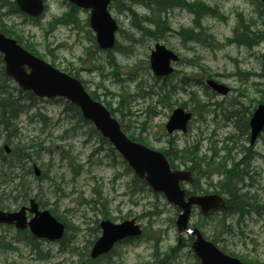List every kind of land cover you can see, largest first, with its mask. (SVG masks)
Segmentation results:
<instances>
[{
  "label": "rangeland",
  "instance_id": "rangeland-1",
  "mask_svg": "<svg viewBox=\"0 0 264 264\" xmlns=\"http://www.w3.org/2000/svg\"><path fill=\"white\" fill-rule=\"evenodd\" d=\"M120 1L118 5L124 9ZM186 1H200L216 9L215 16L199 21L208 36L201 39L209 45L181 38L182 30L195 27V17L180 8L163 16L170 31L151 35L135 28L137 21L128 11L111 6L119 26L117 48L111 52L97 48L88 11L78 10L70 22L56 21L70 11L67 0H45L46 11L39 19L28 18L0 1V27L14 28L23 44L35 47L42 60L78 76L88 92H94L98 101L113 109L129 136L143 139L156 151L174 145L178 149L191 147L207 159L205 163L200 160L195 169L197 190L228 196L222 186L225 169L243 162L237 168L241 174L238 184L233 186L243 198L240 201L247 203L246 212L214 213L203 218L194 210L190 226L228 254L250 264H264V133L250 147L242 130L243 121L264 97V39L247 45L241 42L249 36L242 33L246 28L235 29L239 23L249 25L247 33H264V9L259 17L260 8L253 0ZM54 3L60 5L58 12ZM131 8L139 17H152L141 4ZM233 31L236 41L231 40ZM156 43L179 56L175 73L166 80L155 79L149 69V55ZM209 78L229 87L231 93L222 98L206 90L202 82ZM159 88L168 93V103L158 94ZM25 97L20 104L29 109L20 113L11 134L0 131V147L6 143L11 147L9 143L19 141L34 146L31 164L34 161L45 176H30L28 198L49 210L68 231L59 243L37 241L28 246L15 229L0 226V264H74L88 254L100 236L97 226L104 214V219L114 223L135 219L145 231L141 239L115 249L111 259L114 264H163V260L165 264H197L185 241L180 249H174L179 238L172 223L175 210L161 196L154 197L133 181L124 161L90 124L82 121L78 112L63 100L34 99L29 104ZM178 106L191 111L194 117L185 134L168 135L165 124ZM224 148L230 154H225ZM247 151L252 156L249 160L245 157ZM173 160L178 168L185 167L180 165L179 157ZM15 183L2 184L0 193L2 189L8 192ZM27 199L9 210L26 204Z\"/></svg>",
  "mask_w": 264,
  "mask_h": 264
},
{
  "label": "water",
  "instance_id": "water-1",
  "mask_svg": "<svg viewBox=\"0 0 264 264\" xmlns=\"http://www.w3.org/2000/svg\"><path fill=\"white\" fill-rule=\"evenodd\" d=\"M71 4L91 9L90 26L96 33V41L100 49H111L114 46V34L117 30L115 21L107 12L111 0H68ZM264 2V0H261ZM20 11L32 17H39L44 10L42 0H15ZM0 54L4 64V75L12 79L17 86L30 92L36 98L55 99L63 98L77 106L81 116L91 122L95 130L106 139L127 162L136 178L144 181L154 192L162 193L166 200L182 211L176 220L179 232L192 234L195 240L191 245L194 256L200 264H244L220 251L212 242L206 241L200 233L192 228L188 229V218L191 207L197 205L203 215L213 210L227 209L225 201L217 195L190 196L184 200L186 191L181 190L182 182L193 181L190 171H171L165 156L132 142L121 131L118 122L97 101L93 100L85 91L82 84L75 78L60 72L44 61L36 58L24 50L16 40L5 37L0 33ZM177 61L173 52L164 46L156 45L150 55V68L157 77H164L172 72L170 63ZM207 85L220 95H227L229 90L223 85L207 81ZM190 114L182 109L175 110L166 130L172 133L176 130L185 131ZM249 126L251 129L250 141L253 143L264 127V106H259L253 113ZM9 153L8 147H4ZM34 173L38 177L39 169L34 166ZM28 207H21L15 212L0 211V224H14L18 230L27 226L36 238L58 240L63 236L64 226L58 223L48 211H39L36 202L31 199ZM26 211L33 214L27 223ZM102 236L96 241L91 250V258L95 259L108 252L112 246L126 237L139 236L141 231L134 220L123 222L120 225L109 221L100 223Z\"/></svg>",
  "mask_w": 264,
  "mask_h": 264
},
{
  "label": "trees",
  "instance_id": "trees-1",
  "mask_svg": "<svg viewBox=\"0 0 264 264\" xmlns=\"http://www.w3.org/2000/svg\"><path fill=\"white\" fill-rule=\"evenodd\" d=\"M2 2L8 3L9 7L13 10L16 9L15 4L9 0H0ZM121 3L120 0H115L116 4ZM125 0H122L124 3ZM128 2L138 3L143 5L145 8L150 10L151 16L142 17L144 21L151 23L155 29H148L145 26H142L141 18H136L135 13L130 10L126 9L124 5V10L128 11L131 16L133 17V21H137L135 23V28L139 29L140 31H144L148 34L155 35V34H163L169 30V27L165 22L161 20V14L167 12L168 10H172L175 8L180 9H187L191 14L194 15V23L195 27L199 29L198 32H194L193 29L189 30H182L180 32V36L183 40H191L201 44L209 45L208 42L202 41L206 40L208 36L206 32H202L199 21L205 16H215L216 9H212L211 7H207L206 4L202 2H194V3H186L184 0H128ZM185 4V5H184ZM70 7V11L67 12L62 19H57L56 21H65L70 22L72 19L75 18L76 9L72 6ZM129 8V5H127ZM189 7V8H188ZM119 9H123L120 8ZM159 27V28H158ZM240 27L249 28V25L242 26L239 23L237 24L235 29ZM246 29L242 32L244 35H249L246 37L241 38V42L246 43L249 45L253 42H258L260 39H264V33H247ZM1 32L9 35L13 34V29L10 27L2 26ZM156 37V36H154ZM202 37V39H201ZM235 32L233 33V40L236 41ZM252 40V41H250ZM27 49H33L32 47H26ZM34 51V50H33ZM35 52V51H34ZM264 68V63L262 65V70ZM264 76V73L262 74ZM158 94L162 95L166 101H169L168 93L165 89L159 88ZM24 94L17 89L9 79H6L2 76L1 72V60H0V131H5L7 134H11L13 129L15 128V122L18 119L20 113H23L24 110H28L29 107H26L24 104H20L24 98H22ZM125 96V95H124ZM26 101H29L31 104L34 101V98L26 93L25 97ZM262 103L264 104V97L262 98ZM31 102V103H30ZM70 109H73L77 112L73 106L67 104ZM8 121V123H7ZM242 127V126H241ZM247 129V122L244 121L242 130L245 131ZM141 143H144V140L139 139ZM34 146L32 144H27L26 141H19L13 144V148L11 149V155H4L2 149L0 148V186L2 184L10 185L12 182L15 183L14 186L8 191L4 192V189L1 190L0 193V209H9L12 205L17 204L18 202L26 201L29 196L30 189V175L31 170L29 167V163L32 162V154L34 151ZM165 155L168 159H177L178 157L181 159L182 164H190L191 169H193V164L195 163L196 159V152L191 147H184L182 150H178L177 146L174 145L170 150L166 151L163 150ZM34 162V161H33ZM223 168V167H222ZM224 170V168H223ZM44 175V174H43ZM45 176V175H44ZM239 176V171H235L232 176L230 177L234 183H237V178ZM6 181H9L5 183ZM241 197H237V201H235L236 209L240 214L246 212V208L248 207L245 201H240ZM247 205V206H246ZM106 217V215L104 214ZM34 245V244H33ZM166 260H163L162 263L165 264ZM74 264H94V261L89 259L88 255H85L83 258L79 259L78 262ZM168 264V263H167Z\"/></svg>",
  "mask_w": 264,
  "mask_h": 264
},
{
  "label": "clouds",
  "instance_id": "clouds-1",
  "mask_svg": "<svg viewBox=\"0 0 264 264\" xmlns=\"http://www.w3.org/2000/svg\"><path fill=\"white\" fill-rule=\"evenodd\" d=\"M53 7L55 8V10L58 12L60 10V5L58 3H54ZM55 14V13H53Z\"/></svg>",
  "mask_w": 264,
  "mask_h": 264
},
{
  "label": "bare ground",
  "instance_id": "bare-ground-1",
  "mask_svg": "<svg viewBox=\"0 0 264 264\" xmlns=\"http://www.w3.org/2000/svg\"><path fill=\"white\" fill-rule=\"evenodd\" d=\"M126 1V0H125ZM185 5V4H184ZM179 8V7H178ZM189 8V7H188ZM159 28V27H158ZM150 92V91H149ZM147 95V94H146ZM154 96V95H153ZM249 162V161H248ZM241 175V174H240ZM241 186V185H240ZM241 199H243V198H241ZM246 203V202H245ZM247 206V205H246Z\"/></svg>",
  "mask_w": 264,
  "mask_h": 264
}]
</instances>
